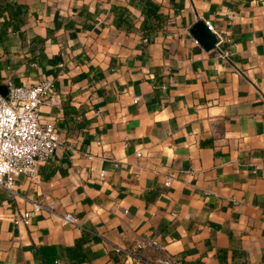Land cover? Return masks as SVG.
<instances>
[{
  "label": "crops",
  "instance_id": "0c3cea01",
  "mask_svg": "<svg viewBox=\"0 0 264 264\" xmlns=\"http://www.w3.org/2000/svg\"><path fill=\"white\" fill-rule=\"evenodd\" d=\"M46 76L63 142L0 185V264H121L140 239L149 260L264 264V0H0V92Z\"/></svg>",
  "mask_w": 264,
  "mask_h": 264
},
{
  "label": "built area",
  "instance_id": "2783aa9c",
  "mask_svg": "<svg viewBox=\"0 0 264 264\" xmlns=\"http://www.w3.org/2000/svg\"><path fill=\"white\" fill-rule=\"evenodd\" d=\"M206 23L220 40L215 25L210 20ZM7 85V93L0 92V185L15 192L13 184L17 177L22 174L36 177L39 164L52 157L63 139L55 124L43 119L41 111L43 104L58 100L54 76H46L30 85L9 79ZM139 99L136 95L135 101ZM44 209L49 208L42 202L33 201L32 207L21 213L16 221L28 225L31 217ZM62 220L78 223L72 213L63 214ZM144 244L145 240L140 239L134 246H115L122 255L121 264H183L181 259L171 255L156 260L144 258L139 252V247Z\"/></svg>",
  "mask_w": 264,
  "mask_h": 264
},
{
  "label": "water",
  "instance_id": "95a60500",
  "mask_svg": "<svg viewBox=\"0 0 264 264\" xmlns=\"http://www.w3.org/2000/svg\"><path fill=\"white\" fill-rule=\"evenodd\" d=\"M190 31L205 48L211 49L217 46L219 37L216 32L209 28L205 19L199 17L197 21L190 27ZM6 93L7 88L3 94Z\"/></svg>",
  "mask_w": 264,
  "mask_h": 264
}]
</instances>
